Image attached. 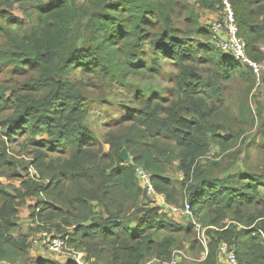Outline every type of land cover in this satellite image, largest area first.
I'll return each mask as SVG.
<instances>
[{
  "label": "trees",
  "instance_id": "1",
  "mask_svg": "<svg viewBox=\"0 0 264 264\" xmlns=\"http://www.w3.org/2000/svg\"><path fill=\"white\" fill-rule=\"evenodd\" d=\"M228 2L246 54L264 60V0ZM193 4L0 0V74L14 77L0 85V133L34 147L29 174L0 139V261L35 264L27 260L29 242L17 215L37 196L41 202L29 206L37 230L64 235L72 227L68 243L94 258L92 264L170 258L176 236L158 235L192 227L173 228L157 207L143 204L140 166L157 195L171 205L186 201L207 227L201 264H217L222 243L235 250L238 264H264V121L260 132L243 136V124L264 118V101L254 100L252 108L255 75L211 42L213 21L202 22L204 10L222 15V0ZM168 66L166 88L135 90L131 105L118 104L113 124L94 137L87 123L94 92L112 105L107 89L124 86L130 75L162 77ZM246 147L263 172L235 168ZM123 148L128 162L118 157ZM173 161L180 179L167 174ZM13 178L19 182L12 189L1 180Z\"/></svg>",
  "mask_w": 264,
  "mask_h": 264
},
{
  "label": "rangeland",
  "instance_id": "2",
  "mask_svg": "<svg viewBox=\"0 0 264 264\" xmlns=\"http://www.w3.org/2000/svg\"><path fill=\"white\" fill-rule=\"evenodd\" d=\"M189 4H193L194 0H187ZM194 5V4H193ZM196 6L195 8H197ZM29 7L27 5L24 6V9H28ZM22 9V8H21ZM20 10V9H19ZM17 10L16 12L20 15L21 12ZM202 22H212L219 17H221L220 12L218 11H202ZM80 44L82 43V39H80ZM261 48V51L264 53V39L260 42L259 45ZM172 69L171 67H166V71L164 72L162 77H152V78H145L140 76H134L130 75L127 78V82L124 86H117L112 85V88L107 89L106 93L104 92V96L106 99L109 100V102L112 103V105L108 103H101L99 100H97V96L99 94L97 93L92 94L90 96V106L88 108V117H87V123L94 133V137L97 139H101L106 129L113 124L115 117L117 116V105H131V99L133 92L135 90H141L144 94H149L151 91L154 90H162L167 87L169 83V79L167 77L168 73L167 71ZM79 76V75H77ZM10 78H14L11 76L10 73L5 71L4 73L0 74V85H7V82L10 80ZM253 95V98L251 96ZM259 99L264 101V71L260 75L258 79L255 78L254 83L252 84L251 92L249 94V100L251 102L252 108H254V100ZM261 121H264V118L261 120L255 121V123H252L249 121L246 124V130L243 133V136L250 139L252 136H254L257 132H260L259 125L261 124ZM3 138L6 141L7 150L10 155L17 158V160H21L23 162L24 166H26V170L29 174L33 173V169L31 166L32 162V150L33 146H30L27 144V142L22 145L24 142L23 137H16L14 140L10 143L8 142L5 137L2 136L0 133V139ZM38 140L45 139L46 137L37 135L36 137ZM257 139H261V136L257 137ZM216 154V151L212 149L211 155ZM221 157L219 155L218 159ZM243 158H246L243 160ZM176 162L173 161L172 164L168 166L167 174L173 178L180 179V172L176 169ZM259 164H261V161H259L258 156L255 155L254 149L245 148L243 150V153L239 155V158L237 159L235 168H241V169H252L254 172H263V167H261ZM19 168V167H17ZM18 172H20L21 175H24L23 169H18ZM5 184H7L9 189H12L14 186H18L19 179L13 178L9 180L8 183L7 180L1 179ZM143 198V204H147L152 207H157L159 210L158 212L161 214L163 218H166L167 220L171 221L173 225V228H176L177 226L184 227L187 225H191L192 230L191 232H185L183 230H179L177 232H171L164 230L161 234L158 235V239H161L162 236H176V243L174 247L171 250L170 258L168 259H160L157 257H152L151 259L147 260L144 264H201V262L204 260L206 254H207V244L210 241V238L207 233V227H204L199 220L195 217L193 211L191 208L185 207L187 204L186 201L183 203H179L177 205H171V204H163L160 201V197L155 194H144ZM41 196L37 197H31L29 200L26 201V203L18 208V215H17V222L20 226L19 233L26 235V239L29 242V249H28V261L35 262V264H78L75 259L84 260L87 264H92L94 262V258H88V254L85 252L84 254H81L82 251H84L82 248L76 247L73 243H68V248L63 250L61 253L57 254V257H62V261H58L57 258L53 256L54 253H50L46 251L45 248L40 244V242L35 243L34 240L36 238L38 241H41L40 238L42 236V232L45 230L39 229L37 230L39 223L34 222L30 218V209L29 206H35L38 202H41ZM175 207V208H171ZM235 224V222H233ZM195 224H200L201 230H198ZM40 225H45L41 224ZM51 226L46 225L45 228H48L46 230H49ZM66 234L71 233L73 230L72 227L65 228ZM54 234H62L65 231L63 230L62 233H57L53 230H50ZM203 235V236H202ZM40 236V237H39ZM30 240V241H29ZM197 241L196 244H193V241ZM201 247V248H200ZM40 254V255H39ZM44 255H49L47 259H44V257H40ZM51 254V255H50ZM64 258V261H63ZM16 264V263H13ZM21 264V263H17ZM217 264H230L226 258L223 252L218 249V263ZM238 264V262H237Z\"/></svg>",
  "mask_w": 264,
  "mask_h": 264
},
{
  "label": "built area",
  "instance_id": "3",
  "mask_svg": "<svg viewBox=\"0 0 264 264\" xmlns=\"http://www.w3.org/2000/svg\"><path fill=\"white\" fill-rule=\"evenodd\" d=\"M224 3V10L221 17L215 20L211 24V42L215 44L219 50L229 54L233 60L239 62L241 65L251 69L252 73L255 75V78L258 79L262 72L264 71V60L258 62L251 59L245 52V42L242 37L238 34V24L234 18L232 8L228 0H222ZM135 174L142 186L145 194H155V191L150 183L149 173L142 167L138 166L135 168ZM160 201L165 204L167 203L165 198L161 195ZM168 204V203H167ZM185 207L189 208V205L186 204ZM175 208V207H171ZM176 209V208H175ZM198 230L204 229L201 228L200 224H195ZM40 237L42 240H34L35 243L40 242L43 248L50 253H61L63 250L68 248V234L56 235L44 231L41 233ZM203 236V235H202ZM220 251L224 253L226 260L230 264H237V258L235 250L229 247L227 244L222 243L220 246ZM83 254V253H81ZM78 264H87L84 260L75 259ZM0 264H13L7 261H0Z\"/></svg>",
  "mask_w": 264,
  "mask_h": 264
},
{
  "label": "water",
  "instance_id": "4",
  "mask_svg": "<svg viewBox=\"0 0 264 264\" xmlns=\"http://www.w3.org/2000/svg\"><path fill=\"white\" fill-rule=\"evenodd\" d=\"M118 157H119V159H120L122 162H128V161H130V156H129V154H128V152H127V150H126L125 148H123V149L120 151Z\"/></svg>",
  "mask_w": 264,
  "mask_h": 264
},
{
  "label": "crops",
  "instance_id": "5",
  "mask_svg": "<svg viewBox=\"0 0 264 264\" xmlns=\"http://www.w3.org/2000/svg\"><path fill=\"white\" fill-rule=\"evenodd\" d=\"M47 253H48V251H47ZM55 254V253H54ZM40 255V254H39ZM51 255V254H50ZM53 256L55 257V258H57V260L59 261V258L57 257V254H55V255H53L52 254V258H53ZM40 257H44V259L45 258H47V257H49V255L47 254V255H44V254H42V256H40Z\"/></svg>",
  "mask_w": 264,
  "mask_h": 264
},
{
  "label": "clouds",
  "instance_id": "6",
  "mask_svg": "<svg viewBox=\"0 0 264 264\" xmlns=\"http://www.w3.org/2000/svg\"><path fill=\"white\" fill-rule=\"evenodd\" d=\"M54 234V233H53ZM56 235H60V234H56ZM68 240H69V237H68ZM84 254V252H82Z\"/></svg>",
  "mask_w": 264,
  "mask_h": 264
}]
</instances>
